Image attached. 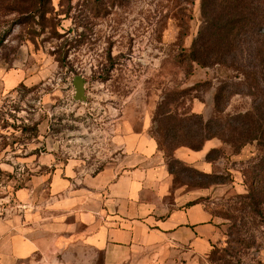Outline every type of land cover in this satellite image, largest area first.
<instances>
[{
  "label": "rangeland",
  "instance_id": "obj_1",
  "mask_svg": "<svg viewBox=\"0 0 264 264\" xmlns=\"http://www.w3.org/2000/svg\"><path fill=\"white\" fill-rule=\"evenodd\" d=\"M255 2L260 13L264 0ZM204 25L201 0H0L1 181L13 192L26 187L45 170L40 156L96 173L145 132L163 144L151 162L156 184L146 186L151 203L167 213L196 201L199 221L220 232L185 249L151 234L123 264H264V146L235 148L225 135L200 150L175 148L166 135L192 113L235 125L231 116L247 111L264 119V61L253 39L225 54L228 66H201L188 54ZM232 61L256 65L260 83ZM78 75L86 101L74 98ZM62 264H106V253L79 243Z\"/></svg>",
  "mask_w": 264,
  "mask_h": 264
},
{
  "label": "crops",
  "instance_id": "obj_2",
  "mask_svg": "<svg viewBox=\"0 0 264 264\" xmlns=\"http://www.w3.org/2000/svg\"><path fill=\"white\" fill-rule=\"evenodd\" d=\"M130 137L135 142L126 140L124 157L96 173H83L74 159L40 156L36 167L45 170L12 192V210L0 219V264H62L79 243L104 250L106 264H123L151 234L164 248L217 238L218 226L200 222L194 204L165 213L151 203L146 186L156 184L157 143L145 132Z\"/></svg>",
  "mask_w": 264,
  "mask_h": 264
},
{
  "label": "trees",
  "instance_id": "obj_3",
  "mask_svg": "<svg viewBox=\"0 0 264 264\" xmlns=\"http://www.w3.org/2000/svg\"><path fill=\"white\" fill-rule=\"evenodd\" d=\"M220 5L223 8L222 12L216 11L217 6ZM254 5L258 8L259 4L255 0H201L205 25L192 44L188 54L189 60L201 66L209 64L228 66V59L224 58L225 54L235 51L241 41L252 38L254 43L252 50L256 53L255 57L259 55L264 61V9L260 13L257 11L254 13ZM230 65L243 70L247 78L260 83L258 72L255 70L256 65L251 70L243 69L235 61H232ZM222 90L216 95V107L219 111H221L220 105L223 98ZM183 117L182 121H191V124L179 125L178 128L172 125L166 134L172 139V145L175 144V148L188 146L191 149L200 150L205 141L225 137V135L230 136V141H227L231 142L235 148L254 141L264 146V119L259 115L256 117L253 110L231 116L237 125L228 121L224 124L218 119L204 120L202 115L196 113ZM237 130L239 131L236 132ZM160 140L158 138V148L163 149ZM203 175L210 176L208 173ZM195 203L196 201L191 200L186 205L192 206Z\"/></svg>",
  "mask_w": 264,
  "mask_h": 264
},
{
  "label": "built area",
  "instance_id": "obj_4",
  "mask_svg": "<svg viewBox=\"0 0 264 264\" xmlns=\"http://www.w3.org/2000/svg\"><path fill=\"white\" fill-rule=\"evenodd\" d=\"M1 166V164H0ZM0 171V219L6 217L12 210V190L11 187L1 181Z\"/></svg>",
  "mask_w": 264,
  "mask_h": 264
},
{
  "label": "water",
  "instance_id": "obj_5",
  "mask_svg": "<svg viewBox=\"0 0 264 264\" xmlns=\"http://www.w3.org/2000/svg\"><path fill=\"white\" fill-rule=\"evenodd\" d=\"M75 94L74 98L80 101H86L87 95L85 93L86 80L84 77L78 75L74 78Z\"/></svg>",
  "mask_w": 264,
  "mask_h": 264
}]
</instances>
